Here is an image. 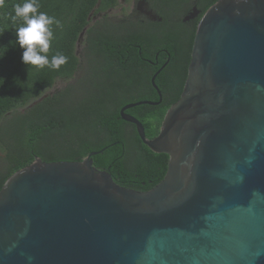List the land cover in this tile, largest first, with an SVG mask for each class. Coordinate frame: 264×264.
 Listing matches in <instances>:
<instances>
[{
  "label": "water",
  "instance_id": "95a60500",
  "mask_svg": "<svg viewBox=\"0 0 264 264\" xmlns=\"http://www.w3.org/2000/svg\"><path fill=\"white\" fill-rule=\"evenodd\" d=\"M160 69L159 100L119 116L168 155L161 181L119 186L93 166L103 149L34 157L0 188V264H264V0L203 12L180 96L148 139L125 111L158 104Z\"/></svg>",
  "mask_w": 264,
  "mask_h": 264
},
{
  "label": "trees",
  "instance_id": "16d2710c",
  "mask_svg": "<svg viewBox=\"0 0 264 264\" xmlns=\"http://www.w3.org/2000/svg\"><path fill=\"white\" fill-rule=\"evenodd\" d=\"M96 1L37 0L38 12L63 25L49 26L53 36L48 59L67 57L58 70L21 61L23 49L16 33L24 21L13 17L15 6L23 5L25 0H5L0 7V188L34 157L45 162L78 161L102 149L91 157L93 166L108 171L119 186L146 191L163 178L168 155L152 152L142 143L134 125L119 116L124 104L159 100L150 83L158 68L145 64L131 44L139 43L142 55L149 58L155 53L144 46L145 42L154 50L166 48L157 56L158 66L169 55L166 66L155 77L161 96L158 104H142L125 111L142 124L146 138L151 139L182 91L197 23L192 28L180 23L151 26L145 35L129 33L114 43L107 38L106 44H95L91 54L86 49L76 53L78 33ZM215 1L207 0L202 10ZM109 2L106 0L104 7ZM58 82L63 84L56 86Z\"/></svg>",
  "mask_w": 264,
  "mask_h": 264
},
{
  "label": "flooded vegetation",
  "instance_id": "af4514ba",
  "mask_svg": "<svg viewBox=\"0 0 264 264\" xmlns=\"http://www.w3.org/2000/svg\"><path fill=\"white\" fill-rule=\"evenodd\" d=\"M105 1L97 0L87 13L85 17L87 23L79 31L75 41L76 53L86 49V52L91 54L95 49L94 45L97 43L106 44L107 38H110V41L114 43L122 41L123 35L129 33L138 32L145 35L147 27L151 26L163 25L169 27L171 24L180 23L184 27L192 28L203 14L202 7L207 2V0H110V4L104 7L106 5L104 4ZM140 1H143L145 6H139ZM147 12H151V16L147 15ZM194 13L197 15L193 16ZM82 30H84L83 34L79 37ZM131 45L137 48V52L141 54L140 59L152 69L157 67V70L161 68V71L169 60L168 55L166 56L167 62L165 61L164 64L158 66L157 56L159 52H166L164 47L154 50L152 46H149L148 41L145 42L144 46L150 47L152 53H155L153 58H149L142 55L139 43L134 42ZM2 172L1 163L0 174Z\"/></svg>",
  "mask_w": 264,
  "mask_h": 264
},
{
  "label": "clouds",
  "instance_id": "9594fccd",
  "mask_svg": "<svg viewBox=\"0 0 264 264\" xmlns=\"http://www.w3.org/2000/svg\"><path fill=\"white\" fill-rule=\"evenodd\" d=\"M4 4L5 0H0V7H3ZM38 8L37 0H25L23 5L15 6L13 20L22 18L24 21V26L18 28L16 33L17 42L23 49L21 61L25 65L48 66L58 70L62 64L67 62V57L57 55L53 56L51 60L48 59L47 53L53 36L49 26L55 23L58 28H62L63 25L54 17L38 12Z\"/></svg>",
  "mask_w": 264,
  "mask_h": 264
},
{
  "label": "rangeland",
  "instance_id": "374dc122",
  "mask_svg": "<svg viewBox=\"0 0 264 264\" xmlns=\"http://www.w3.org/2000/svg\"><path fill=\"white\" fill-rule=\"evenodd\" d=\"M63 84V82H58L57 84H56V86H61ZM5 124V126L7 127V128H9V126L8 125H6V122L4 123ZM3 128H5V127H3ZM9 129H11V128H9ZM2 154H1V152H0V166H1V163H2Z\"/></svg>",
  "mask_w": 264,
  "mask_h": 264
}]
</instances>
